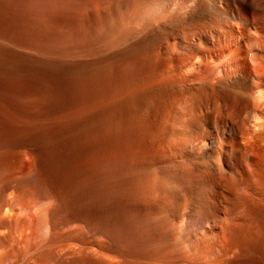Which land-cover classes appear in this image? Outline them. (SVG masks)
<instances>
[{
  "label": "rangeland",
  "instance_id": "rangeland-1",
  "mask_svg": "<svg viewBox=\"0 0 264 264\" xmlns=\"http://www.w3.org/2000/svg\"><path fill=\"white\" fill-rule=\"evenodd\" d=\"M223 1L217 9L225 8ZM195 4L0 0V20L39 38L33 48L0 40V144L21 156L10 172L11 150H0V264H264V177L254 175L242 189L212 186L202 177L192 182L171 166L178 165L168 157L173 145L162 138L175 114L163 101L166 82L158 70L166 47L181 45L182 53L167 59L186 84L201 71L208 82L238 67L228 39L216 44L205 28L187 27ZM251 16L262 22L264 9ZM204 43L212 48L209 57L190 50ZM234 113L226 109L218 117ZM234 118L241 128V117ZM121 143L131 151L148 147L147 160H156L157 189L166 200L159 212L152 188L129 181L66 188V178L71 184L117 157ZM145 195L152 213L146 202L135 205Z\"/></svg>",
  "mask_w": 264,
  "mask_h": 264
},
{
  "label": "bare ground",
  "instance_id": "bare-ground-1",
  "mask_svg": "<svg viewBox=\"0 0 264 264\" xmlns=\"http://www.w3.org/2000/svg\"><path fill=\"white\" fill-rule=\"evenodd\" d=\"M221 2L219 0H196L194 12L187 19V27L193 26L194 29L205 28L207 36L216 44L224 38L228 39V44L230 45L227 50L230 49L231 53H233L230 61L233 60L238 67L226 69L220 76H214L208 82L205 80L206 74L201 71L198 72L199 79H194L195 82L186 84L182 80V74L179 77H175V72L172 71L174 69L172 62L167 59L168 55L181 54V45L173 46L172 49L171 46L166 47L169 49L166 50L168 54L164 55L163 62H160L162 63L161 68L158 70L161 69L160 72L166 82L161 90L166 97L163 101L165 100L167 104L170 102L168 105L172 104L175 108V114L164 124L162 138L167 145H173V150L168 157L173 159L172 161H177V166L174 164L171 166L178 172L180 171V176L188 177L187 179H191L192 182L193 178L202 177L207 179L212 186L222 183L224 187H235L234 185L236 184L240 188L243 186L249 188L250 179L254 175L257 174L256 176L264 177V141L258 139L255 143L245 142V129L248 125L247 114L256 112L264 116V109L254 107L251 99V95L255 91L253 81L264 84V36L255 42H250L247 30L253 26V21L256 29L264 34V20L258 23L251 16L255 12H253L247 2H242V0H224L223 5L225 8L219 10L216 6H219ZM234 22H239L242 27L238 30L234 27ZM14 30L20 34L19 38L11 36V32ZM30 35L31 33L26 31L22 25L18 26L14 23L0 20V40L10 41L14 45L29 43V47L33 48L39 42V38L31 37ZM66 41L68 42V38H66ZM190 50H198L203 52L204 57H209L210 55L206 56L207 53L205 51H210L212 48L204 43L202 47L198 45L195 48H190ZM181 56L183 57V55ZM199 57L201 59L202 55ZM241 57H244L245 63L248 64L249 62V65L243 63L240 60L242 59ZM203 60L199 64L200 66L204 64ZM236 61L241 62L238 63ZM249 66L253 67L252 74ZM186 68L187 74L189 67ZM180 97L183 100L181 99V104L176 105ZM205 100L212 104L210 108L205 105ZM217 107L221 108L218 109ZM226 109H234L235 113L233 116L226 117L223 120L218 117V114ZM179 111L184 114H178ZM236 116H240L242 119L243 126L241 128L233 124V119ZM121 144V146L116 145L119 147H116L118 156H114L112 161H102L96 168L93 169L92 166L91 171L88 168L89 172L78 175L74 182L72 181L73 178L71 184L66 178V188H70L69 186L74 188L92 181L113 180L120 185L129 181L136 189L143 187L152 188L153 194L151 196L154 199L156 198V212H159L166 200L157 189L161 174L159 173L160 170L155 168L156 160H150V158L147 160L149 156L148 147L147 149L144 147L139 152L131 151L133 148L130 150V144ZM5 149L11 150L15 149V147L1 143L0 150ZM125 150L128 151V154H125ZM166 155L163 154V158ZM6 157L10 172H14L18 163L17 159H20L21 156L11 150ZM240 165L243 166L240 168ZM252 169H255V172L251 171ZM146 199V195L143 198L141 196V200L138 199L135 205L138 209L140 205L146 202L148 204L147 207H149L148 212L152 213L155 211V207L151 200L146 201ZM234 229L236 234L245 237V232L241 227L235 226ZM109 260L104 259L101 262L110 264L112 261ZM91 261L95 264L94 260Z\"/></svg>",
  "mask_w": 264,
  "mask_h": 264
},
{
  "label": "clouds",
  "instance_id": "clouds-1",
  "mask_svg": "<svg viewBox=\"0 0 264 264\" xmlns=\"http://www.w3.org/2000/svg\"><path fill=\"white\" fill-rule=\"evenodd\" d=\"M242 2H247L249 6L253 9V12H259L264 9V0H242ZM252 27L248 28L247 34L250 38V42H255L256 40L262 38L264 34L259 32L255 23L252 21ZM234 27L238 30L242 27L239 22H234ZM253 87L255 89L254 93L251 95V99L254 107L264 109V84L258 81H253ZM246 119H248V125L246 126L245 132V142L255 143L258 139L264 141V116L252 112L247 114Z\"/></svg>",
  "mask_w": 264,
  "mask_h": 264
}]
</instances>
